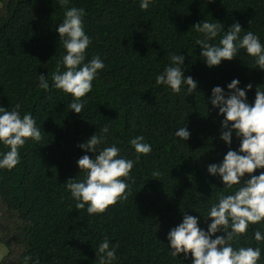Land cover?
<instances>
[{"label": "trees", "instance_id": "1", "mask_svg": "<svg viewBox=\"0 0 264 264\" xmlns=\"http://www.w3.org/2000/svg\"><path fill=\"white\" fill-rule=\"evenodd\" d=\"M0 4V106L20 103L21 114L31 113L43 136L40 143L27 141L14 169L0 170V242L7 248L0 264H23L28 255L40 264H98L95 249L105 238L118 245L116 264H191L190 255L186 260L183 254L171 256L168 231L182 222L184 212L201 215L206 229L212 203L236 187L226 189L207 173V165L222 160L229 148L219 138L223 117L211 105L207 112L205 100L213 87L227 91V84L239 79L241 87L254 85L247 92L251 104L255 86L264 84V72L252 67L243 50L208 68L199 59L191 27L214 18L227 31L239 22L241 35L252 31L264 43V0H155L147 10L140 0H71L70 7L86 11L85 32L92 41L86 59L99 55L105 64L79 114L67 108L71 95L54 88L51 79L65 54L56 32L65 9L58 0ZM170 53L186 57L185 75L198 82L194 94L156 85ZM39 74L49 81L47 91L37 86ZM184 123L191 133L187 142L174 137ZM104 126L109 127L107 145L115 143L121 155L136 161L131 192L103 213L88 215L86 208H76L65 182L83 178L76 161L93 153L78 145ZM137 135L152 146L138 160L129 143ZM238 146L233 134L231 148ZM157 170L161 175L154 179ZM254 229L264 232V223L250 226L232 244L261 247L259 264H264V242L255 241Z\"/></svg>", "mask_w": 264, "mask_h": 264}, {"label": "clouds", "instance_id": "2", "mask_svg": "<svg viewBox=\"0 0 264 264\" xmlns=\"http://www.w3.org/2000/svg\"><path fill=\"white\" fill-rule=\"evenodd\" d=\"M58 3L65 9L56 28L65 54L52 72V86L71 95L67 108L79 114L86 105L85 97L92 91L93 81L105 64L99 55L86 59V50L92 41L85 32V9L70 7L71 0H58ZM154 3L155 0H140L139 6L147 10ZM191 29L197 33L195 43L200 49L199 59L208 68L233 60L243 50L252 58V67L264 72V43L252 31H244L241 35L244 29L239 22H234L225 31L221 21L202 19ZM217 37L218 43L215 42ZM169 57L170 63L155 76L156 85H162L174 94H194L198 82L185 75L186 57L180 53H170ZM37 79V86L47 91L49 81L46 76L39 74ZM240 83L239 79H233L227 84V91L215 86L205 100L207 112L211 105L223 117L219 138L229 148L222 160L207 165V173L218 177L226 189L236 186L235 191L218 195L206 213L205 220L211 221L206 229L200 226L201 215L184 212L182 222L166 235L171 256L178 259L183 254L186 260L190 255L191 264H259L261 260V247L234 248L232 244L245 236L250 226L264 223V171L253 175L257 170H264V84L255 86V99L250 104L247 92L254 85L249 83L241 87ZM233 134L239 140L237 149L231 148ZM108 135L109 127L104 126L99 129V134L94 133L78 145L93 156L90 158L85 154L76 161L80 172L84 173L83 178L75 176L65 182L71 198L76 201V208H86L88 215L103 213L117 201L127 200L131 192L130 174L136 161L121 155V149L115 143L107 145ZM190 136L185 123L174 132V137L181 142H187ZM29 139L34 143L43 139L41 127L32 114H21L20 103L8 108L0 106V145L6 149L0 151V170L10 171L20 163V149ZM129 143L138 154L137 160L140 155L147 156L152 151L143 135L133 137ZM160 175L158 170L152 172L154 179ZM253 238L264 242V232L254 229ZM117 247L107 238L99 243L95 249L98 264H116ZM29 262L40 264L38 258L25 256L23 264Z\"/></svg>", "mask_w": 264, "mask_h": 264}, {"label": "rangeland", "instance_id": "3", "mask_svg": "<svg viewBox=\"0 0 264 264\" xmlns=\"http://www.w3.org/2000/svg\"><path fill=\"white\" fill-rule=\"evenodd\" d=\"M1 6V4H0ZM7 253V248L6 246L0 242V261L4 257V255Z\"/></svg>", "mask_w": 264, "mask_h": 264}]
</instances>
